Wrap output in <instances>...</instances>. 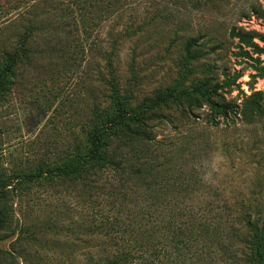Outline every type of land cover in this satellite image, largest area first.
Listing matches in <instances>:
<instances>
[{
    "label": "rangeland",
    "instance_id": "rangeland-1",
    "mask_svg": "<svg viewBox=\"0 0 264 264\" xmlns=\"http://www.w3.org/2000/svg\"><path fill=\"white\" fill-rule=\"evenodd\" d=\"M112 1L95 0L87 6L89 14V9L105 12L109 19L98 22L84 47L78 44L74 51L73 45H63L71 53L38 57L19 67L0 105V174L24 175L41 160L58 162L89 120L92 107L100 102L108 106L110 81L134 103L157 89L189 91L197 81H221L235 71L241 74L239 87L224 92L227 100L239 104L242 91H252L249 86L264 92V78L251 76L257 54L232 35L233 30L247 32L252 42L262 44L264 0ZM189 38L197 40L191 49L200 56L184 66ZM259 58L264 66V55ZM183 105L187 102L180 97L157 110L164 117L148 121L155 136L152 152L167 158L154 162H168L190 189L219 205L253 202L258 182L264 187V115L252 124L237 118L233 123L218 118L213 124L207 120V105L186 117L180 113ZM105 178L113 181L106 183L104 193L95 192L98 204L103 197L129 203L111 193L109 185L118 184V178L111 173L102 174ZM24 186L6 202L14 232L0 233V264H86L88 252H96L90 244L97 237L81 231L92 224L95 213L80 183L43 175ZM122 186L137 204H153L146 201L145 185L139 181Z\"/></svg>",
    "mask_w": 264,
    "mask_h": 264
},
{
    "label": "trees",
    "instance_id": "trees-1",
    "mask_svg": "<svg viewBox=\"0 0 264 264\" xmlns=\"http://www.w3.org/2000/svg\"><path fill=\"white\" fill-rule=\"evenodd\" d=\"M108 1L112 0L105 4ZM94 3L95 0H0V105L11 92L21 65L38 57L71 53L63 45H73L74 51L78 44L85 46L98 22L109 19L104 18L105 12L102 15L89 9L92 13H88L87 6L91 8ZM232 35L257 54L255 58L250 56L256 62L251 76L264 78L259 58L264 55V38L259 45L247 32L233 30ZM196 43L195 38L188 39L182 65L200 56L191 49ZM241 53L249 56L245 50ZM240 77L235 71L225 74L221 81H197L189 91L179 92L174 86L157 89L138 103L110 81L108 106L100 102L92 107L89 120L76 141L70 142L72 147L68 144L65 154L59 155L58 162L41 160L24 175L0 174V233L14 232L7 199L19 195L34 177L57 176L61 181L77 180L95 213L92 224L80 228L90 235L94 233L92 238L97 237V242L90 244L96 252H88L86 264H264L262 184L258 182L259 189L250 198L253 202L227 206L207 200L203 192L190 189L185 179L173 174L168 162H154L166 154L152 152L150 143L155 136L147 125L151 119L165 116L163 110L157 111L161 106L167 107L180 97L187 102L180 110L185 117L207 105V120L213 124L218 118L225 123L237 118L246 124L261 120L263 91L249 86L252 91H242L244 97L239 104L224 96L225 91L239 87ZM163 165V171H151ZM108 173L118 178V184L109 185L111 193L129 203L116 204L103 197L98 204L95 192L104 193L106 183L113 181L101 179ZM134 180L145 185V199L152 205L137 204L135 198H129L132 193L123 190V184Z\"/></svg>",
    "mask_w": 264,
    "mask_h": 264
}]
</instances>
